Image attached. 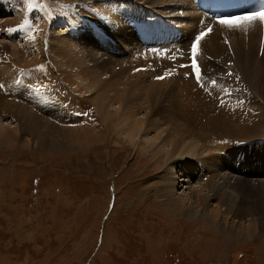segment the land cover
<instances>
[{
  "label": "rangeland",
  "instance_id": "374dc122",
  "mask_svg": "<svg viewBox=\"0 0 264 264\" xmlns=\"http://www.w3.org/2000/svg\"><path fill=\"white\" fill-rule=\"evenodd\" d=\"M195 2L0 0V119L11 133L0 135V264H264V223L248 236L233 217L264 206V167L243 172L254 173L252 157L264 164V134L250 127L264 116V26L194 20ZM246 59L253 66L240 72ZM97 82L119 94L109 92V119L95 113ZM128 108L171 122L185 113L200 154L156 152L145 124L129 141L118 117ZM76 116L95 119L88 136L67 130ZM218 155L231 159L221 212L206 216L215 204L202 192L194 217L164 203L173 162L191 167L196 186Z\"/></svg>",
  "mask_w": 264,
  "mask_h": 264
},
{
  "label": "bare ground",
  "instance_id": "6f19581e",
  "mask_svg": "<svg viewBox=\"0 0 264 264\" xmlns=\"http://www.w3.org/2000/svg\"><path fill=\"white\" fill-rule=\"evenodd\" d=\"M190 4H194V1H193V3H190ZM187 7H188V5H187ZM188 10H189V7H188ZM191 10H189V11H191ZM191 12H193V11H191ZM196 13L197 12H195V14H192V15L190 14L191 17L194 20H196L198 18H210L211 17L209 15L206 16L205 13L201 9L198 11V14H196ZM233 18H237V17H233ZM233 18H230V19H233ZM222 19L227 20L228 18L225 17V18H222ZM253 23H257L261 27L264 26V23H261L258 20L255 21V22H253ZM190 24L191 23L189 22V25ZM10 33H12V32H10ZM117 34H119V33H117ZM252 36L254 38V35H252ZM253 38H249V41H252ZM55 48H53V49H55ZM59 48L61 49V47H59ZM55 50H57V49H55ZM62 57H64V56H62ZM248 57H251V56H248ZM63 59H62V61H63ZM248 61H249V59H246V61L245 60L243 61V65L241 66L242 69L240 68V70H239L240 72H245V71H247L248 69H250L253 66L252 62L250 63V61L249 62ZM61 63H63V62H61ZM79 63H81V62H79ZM131 67H132V65H131ZM62 69H63V67H62ZM131 71H132V69H131ZM75 76H76V78H79L77 74H75ZM81 81H82V79H81ZM127 83H129V82H127ZM95 86H98V87H95V95H93L91 97L92 98L91 100H94L95 101V109H97L96 111H98V112H95V113L103 114L102 116L105 115L106 117L104 119H106V118H108L107 116H109L108 115V112L105 111L106 110V107H107L106 106V102L111 97L110 94H109V92H113V96L112 97L115 98V99H118L119 98V94L116 91V85H115V83H110V82L109 83H105V82L100 83V82H97V84ZM155 86H156V84H154V87ZM88 89H90V86L88 87ZM6 105H9V104H6ZM9 107H11V106L9 105ZM81 108L83 109L84 112H88V110L86 111V109H85L87 107H84L83 105H81ZM6 113L17 114V111L16 110H13V109H11V111H10L8 109V110H6ZM118 117L120 119L121 125H123V130H121L120 134L124 133V136L127 137V139L129 141H132L133 138L136 136V134L137 135L139 134V132H140V130L142 128V124H145V126L143 128L146 129V130L148 128H149V130H152L153 134H152V137L151 138L154 141H156L159 144H161V147L156 152H161L163 149H166V150H164V151H166L165 152V155L166 156H171V155L174 156L175 153L176 154L177 153H180L179 156L181 157L180 159L182 161H189L195 155L197 157V153H199L201 151V150L199 151V149H198V148H200V146H199L200 140L197 141L196 137H194L190 132H189V134L187 133V126H188V128H190L191 126H190L189 123L187 125V121L190 122V120L189 119H186V114L185 113L179 112L176 115L174 122L169 121V117H168L167 113H165V114L161 115V118H164V120H165L163 123L160 121L161 118H159V117H155V120L153 118L151 120L149 118H146V119H148L147 121H146V119H138L136 117V114L134 112H132L130 110V108L125 109V111H123V112L120 111V115ZM93 118H95V117H93ZM261 119H260L261 122H259L257 125H253L252 124V126H250V127L253 128V127L256 126L255 128H258L259 131L262 134H264V116ZM86 120L87 119L84 118V117H80V116L77 117L76 116L74 118V121L70 122V123H74L75 124V127H69L68 126V129L67 130L68 131H77L79 133H82L81 136H83V137L88 136L87 134L85 136V133L86 132L89 133V130H88L89 128L88 127L89 126L92 127L93 125L96 126V122H95V119H89L87 122H86ZM83 121L88 126H85L83 124ZM5 122L6 123H4L2 121V119H0V135H6V134H9L10 133L9 129L7 130V128L10 125L9 124H8V126L6 125L7 123H9L8 119H6ZM164 125H166V127ZM94 126H93V128H95ZM237 128H239L240 130L237 129ZM244 128L245 129H241L240 127H236L235 128V132L236 133H243V132H245L247 130L248 126L246 125V126H244ZM225 132H226L225 130L224 131H221L220 136H222V135L224 136ZM254 132H252V133H254ZM222 133H224V134H222ZM261 133H260V135H261ZM260 135L257 134L256 136H260ZM162 136H164V137H162ZM215 148H217V147H215ZM221 148H219V149H221ZM209 152L210 151H208L207 153H209ZM155 155H156V153H155ZM214 157H215V160L211 164H210V161L209 160H206L207 163L209 161V163H208L209 170L207 172L205 171L204 174H200V176L198 177L199 179H197V181L195 182L196 186H191L189 184L190 181H191V179H192L191 178L192 177V169H191V167L190 166H187L186 163H185V164H182L183 166L185 165L184 166L185 169L181 168V165H179V169L175 170V169H173V167H175V164L173 162L172 163V168L170 169L172 171L171 175L168 176V177H165L163 179V182H164L163 192L160 193L161 194L160 196L164 200V203L166 205H168V206H172L173 204H175V203L177 204L178 203L180 205V206H178L179 207L178 212H180L181 214H184V216H187V217L188 216L194 217L195 215L192 214L194 212L193 208H195L197 206H200V205H203V198H205V197H203V196L200 195V192H202V194H205L208 197L207 198L208 201H212V204L213 203L215 204L212 207H209V208L206 207L207 209H206V211H204V213H206V216L209 217V219H212V217H213L212 215H215V214L221 212L220 209H221V205L224 203V199H223V195L222 196H219L217 198V196L219 194L217 191L220 189V187H223V186L228 185L227 179L224 177L225 175H228V173H224L223 171L225 169L226 164H228L231 161V159H229L228 157L220 156V155L214 156ZM208 158H210V156L207 157V158L206 157L204 158V157L201 156V159H208ZM239 158H240V156L237 157V164L240 163V159ZM251 159H253V161H258V164L255 165V168H253V170H252L254 173H251V171H243V172L246 175L256 176V174H258L257 173L258 171L256 172V166H258L260 168H263L264 167V164H262L260 162V157H257V158L252 157ZM211 160H213V156H212V159ZM260 176H261V174H260ZM255 178L258 179L257 177H255ZM235 179H236L235 181H237V182L244 181L245 180V182H244L245 184H247V185L251 184L252 185V183H250V181H249L251 179H249V180H247V179H240V178H235ZM214 180H215V182H218V184H219L218 187H216V184L214 183ZM259 182H261V183H259L258 185L261 186L262 188H264V182H262L260 180H259ZM179 186L180 187L184 186V190H182L181 192L177 193L176 189ZM256 187H258V186H256ZM216 188H218V189H216ZM188 204L191 205V207L187 206ZM225 211L226 212H232V206L229 205V203H228V206L225 208ZM255 214H259V217L260 218L257 217ZM233 217L234 218H237V220H241L240 223L238 225H235V226L237 228H239L241 231H243L242 233H246L247 225L248 224L251 225V231L248 233V236L249 235H252L253 232L255 233V230H254L255 229V226L261 227L263 225V223H264V206H262L261 208L260 207L257 208V210L256 211H253V212H252V210H246L245 211V209H244V210H242V213L241 214H233ZM242 220H247V223H245V224H244V222L242 223ZM230 228H231V226H230Z\"/></svg>",
  "mask_w": 264,
  "mask_h": 264
},
{
  "label": "snow or ice",
  "instance_id": "6c2138e0",
  "mask_svg": "<svg viewBox=\"0 0 264 264\" xmlns=\"http://www.w3.org/2000/svg\"><path fill=\"white\" fill-rule=\"evenodd\" d=\"M260 21L261 23H264V3L260 4L259 7L253 11H250L244 15L239 16L238 18H234L232 20H224L220 19L218 22L222 25H226L228 27H237L241 24L247 25L251 24L255 21ZM206 33L201 32L200 35H198L195 38V41L192 44V54L193 58H195L196 53H197V45L199 41L204 37ZM193 67L195 68V61L193 62ZM156 79H163V77H156ZM0 87H3L0 85Z\"/></svg>",
  "mask_w": 264,
  "mask_h": 264
}]
</instances>
